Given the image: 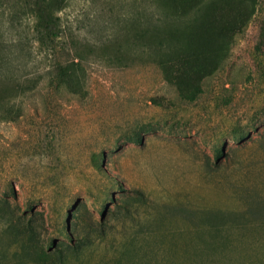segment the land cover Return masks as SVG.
Here are the masks:
<instances>
[{"label":"rangeland","instance_id":"374dc122","mask_svg":"<svg viewBox=\"0 0 264 264\" xmlns=\"http://www.w3.org/2000/svg\"><path fill=\"white\" fill-rule=\"evenodd\" d=\"M53 1L50 49L0 0V264H264V0L211 4L215 51L182 25L165 66L150 0Z\"/></svg>","mask_w":264,"mask_h":264},{"label":"trees","instance_id":"16d2710c","mask_svg":"<svg viewBox=\"0 0 264 264\" xmlns=\"http://www.w3.org/2000/svg\"><path fill=\"white\" fill-rule=\"evenodd\" d=\"M28 7L36 13L38 17L35 22V36L42 45L55 49V42L64 34L61 26V16L55 14L52 7L53 0H29ZM220 0H204L198 4L190 13L183 14L160 5L159 0H150V7L145 11H140L137 16V47L144 52L152 55L158 63L165 66L179 57L183 40L178 31L184 25L186 29L202 30L200 42L203 48L209 52H214L216 39L206 31L205 24L210 20L208 7ZM252 5L251 11L254 12L257 0ZM67 3L68 0H60ZM207 27V26H206ZM206 31V32H205ZM107 35L108 41L114 35L113 32ZM226 44V43H225ZM230 41L227 43V48ZM224 49V45L220 46Z\"/></svg>","mask_w":264,"mask_h":264}]
</instances>
